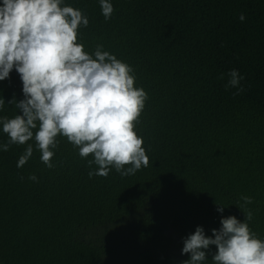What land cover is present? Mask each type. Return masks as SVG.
Returning a JSON list of instances; mask_svg holds the SVG:
<instances>
[{"label":"trees","instance_id":"obj_1","mask_svg":"<svg viewBox=\"0 0 264 264\" xmlns=\"http://www.w3.org/2000/svg\"><path fill=\"white\" fill-rule=\"evenodd\" d=\"M109 2V20L100 0L62 6L87 16L78 30L85 50L102 45L148 94L135 131L149 166L89 178L93 157L62 136L51 169L34 139L0 150V264H183V241L197 227L211 236L222 218L244 221L242 196L264 239V0ZM233 69L245 77L238 95L225 88ZM22 87L15 70L0 81V117L21 114L11 101L24 99ZM28 144L33 155L18 168ZM215 252L206 250L207 264Z\"/></svg>","mask_w":264,"mask_h":264},{"label":"clouds","instance_id":"obj_2","mask_svg":"<svg viewBox=\"0 0 264 264\" xmlns=\"http://www.w3.org/2000/svg\"><path fill=\"white\" fill-rule=\"evenodd\" d=\"M63 2L2 0L0 81L10 78L15 70L22 81L24 99L11 101L21 114L0 117L8 137L0 150L34 139L41 161L51 169L53 149L59 145L57 137L62 136L79 149L81 158L93 157L88 167H98L89 171V178L107 177L112 168L122 176L135 174L149 166L144 140L135 131L148 94L134 86L133 68L104 51L102 45L91 54L85 50L78 42V30L87 27L89 20L81 10L62 6ZM100 5L105 20H109L114 12L112 3L100 0ZM239 19L243 22L244 15ZM227 75L225 88H237L234 94H240L245 77L235 69ZM4 105L0 98V109ZM32 155L33 146L28 144L17 167L22 168ZM29 179L36 181L37 177ZM241 200L244 221L235 216L222 218L220 229H213L211 236L197 227L183 241L182 254H190L183 264H207L210 246L216 248L212 264H264V239L249 226L253 213L246 205L253 200L248 196ZM225 208L217 205L221 213Z\"/></svg>","mask_w":264,"mask_h":264}]
</instances>
